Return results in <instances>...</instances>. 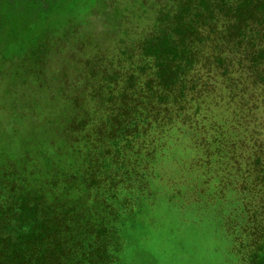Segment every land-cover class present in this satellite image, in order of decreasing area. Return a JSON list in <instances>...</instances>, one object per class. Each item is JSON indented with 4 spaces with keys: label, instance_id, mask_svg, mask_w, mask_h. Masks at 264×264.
Masks as SVG:
<instances>
[{
    "label": "trees",
    "instance_id": "1",
    "mask_svg": "<svg viewBox=\"0 0 264 264\" xmlns=\"http://www.w3.org/2000/svg\"><path fill=\"white\" fill-rule=\"evenodd\" d=\"M109 1L153 18L78 67L93 104L62 123L78 161L1 174L0 264H121L123 231L181 125L198 136L192 169L209 194L264 200V0ZM253 222L257 239L234 253L264 264V213Z\"/></svg>",
    "mask_w": 264,
    "mask_h": 264
},
{
    "label": "rangeland",
    "instance_id": "2",
    "mask_svg": "<svg viewBox=\"0 0 264 264\" xmlns=\"http://www.w3.org/2000/svg\"><path fill=\"white\" fill-rule=\"evenodd\" d=\"M129 5L0 0V176L10 164L23 171L32 163L43 172L48 161L53 171L78 161L62 132L65 117L86 114L93 104L80 89L78 67L85 58L115 54L121 40L131 42L147 28L152 12ZM180 128L182 138L134 208L136 222L123 231L119 263L247 264L250 258L234 251L248 246L250 235L257 239L253 221L263 215L264 200L209 194L203 172L192 169L203 159L193 150L198 136ZM257 248L262 255L264 243Z\"/></svg>",
    "mask_w": 264,
    "mask_h": 264
}]
</instances>
